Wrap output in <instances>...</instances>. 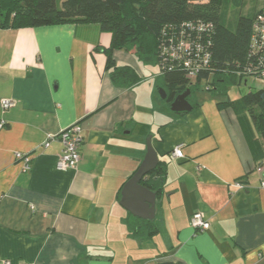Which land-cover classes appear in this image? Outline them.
<instances>
[{"label": "crops", "instance_id": "0c3cea01", "mask_svg": "<svg viewBox=\"0 0 264 264\" xmlns=\"http://www.w3.org/2000/svg\"><path fill=\"white\" fill-rule=\"evenodd\" d=\"M110 43L95 23L0 29V100L14 101L0 108V264H264V144L250 118L215 96L173 112L159 66L151 74L124 50L112 52L116 63L143 78L117 87ZM72 123L81 160L58 170L61 143H43ZM148 135L164 182L158 230L137 237L120 190ZM177 146L183 157H172ZM15 152L30 155L28 171ZM195 211L208 230L190 226Z\"/></svg>", "mask_w": 264, "mask_h": 264}, {"label": "trees", "instance_id": "16d2710c", "mask_svg": "<svg viewBox=\"0 0 264 264\" xmlns=\"http://www.w3.org/2000/svg\"><path fill=\"white\" fill-rule=\"evenodd\" d=\"M263 3L251 16H239L235 29L229 30L221 22L220 0H0V29L64 22L95 23L111 34L110 46L103 52L114 85L129 87L141 80L132 66L117 64L112 57L114 50L130 52L146 65L159 66L166 93L163 101L167 104L186 89L191 94L202 81L209 91L224 96L228 84L243 83L248 90L238 99L227 96L217 106L231 107L236 114L247 115L264 144V88H251L247 80L236 74L254 62L250 55L251 28ZM199 22L213 25L208 46L210 59L206 69L190 78L185 69L164 65L160 46L163 33H172L183 23ZM162 173L157 165L141 183L159 195L164 182ZM156 217L134 218L129 224L131 234L144 236L149 226L151 232L157 231Z\"/></svg>", "mask_w": 264, "mask_h": 264}, {"label": "built area", "instance_id": "2783aa9c", "mask_svg": "<svg viewBox=\"0 0 264 264\" xmlns=\"http://www.w3.org/2000/svg\"><path fill=\"white\" fill-rule=\"evenodd\" d=\"M213 31L211 23H183L181 28L172 30V33H163L160 46V57L167 67H181L187 71L188 77L192 78L199 70L206 69L209 64L210 35ZM250 55L254 57L247 67L236 74L247 80L249 76L258 78L264 84V3L259 9L251 28ZM12 99H1L0 108L4 111L13 106ZM3 124V122L1 123ZM57 139L61 143V152L56 161V169H74L81 160L80 144L82 142L81 128L78 123H72L55 135H49L43 143L47 147L49 140ZM172 157H183L179 146L175 147L171 153ZM14 159L22 163V171L30 169V155L15 152ZM241 186L239 183H235ZM264 187V179L261 181ZM190 226L195 231H206L210 227L209 221L200 211L193 212L189 217ZM2 264H13L10 260H5Z\"/></svg>", "mask_w": 264, "mask_h": 264}, {"label": "water", "instance_id": "95a60500", "mask_svg": "<svg viewBox=\"0 0 264 264\" xmlns=\"http://www.w3.org/2000/svg\"><path fill=\"white\" fill-rule=\"evenodd\" d=\"M190 90L176 95L170 103V109L175 113L187 112L192 109L187 100ZM160 98L165 99L164 89H159ZM159 162L158 155L152 145L151 135L146 138V153L136 171L124 182L120 190V205L128 213L139 219L153 220L156 216L158 193L144 186L141 182L152 172Z\"/></svg>", "mask_w": 264, "mask_h": 264}, {"label": "rangeland", "instance_id": "374dc122", "mask_svg": "<svg viewBox=\"0 0 264 264\" xmlns=\"http://www.w3.org/2000/svg\"><path fill=\"white\" fill-rule=\"evenodd\" d=\"M262 2L263 0H220L221 22L227 29L234 30L239 16H251ZM156 69L157 67L155 65H150L148 72L153 74V72H156ZM247 83L249 87L254 89L264 88V84L258 78L249 76ZM204 86L205 82L202 81L199 88L193 91L189 99L194 101V99L201 100L206 96H215L218 100L222 101L228 96L231 100H236L243 92L248 90V87L244 86L243 83L241 85L230 83L226 87L227 96H224L211 91H205Z\"/></svg>", "mask_w": 264, "mask_h": 264}, {"label": "flooded vegetation", "instance_id": "af4514ba", "mask_svg": "<svg viewBox=\"0 0 264 264\" xmlns=\"http://www.w3.org/2000/svg\"><path fill=\"white\" fill-rule=\"evenodd\" d=\"M189 98H190V94H189V96L187 97V100H188L189 102H191V100H190Z\"/></svg>", "mask_w": 264, "mask_h": 264}]
</instances>
